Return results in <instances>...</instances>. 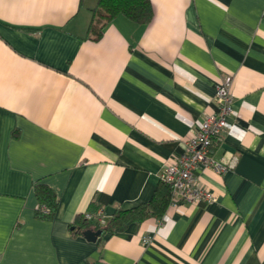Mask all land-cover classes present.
<instances>
[{"label":"crops","instance_id":"obj_1","mask_svg":"<svg viewBox=\"0 0 264 264\" xmlns=\"http://www.w3.org/2000/svg\"><path fill=\"white\" fill-rule=\"evenodd\" d=\"M151 1L148 23L118 14L94 40L97 0H0V264H264V0ZM229 76L235 115L212 147L229 167L197 172L216 200L74 231L92 203L149 200Z\"/></svg>","mask_w":264,"mask_h":264},{"label":"trees","instance_id":"obj_2","mask_svg":"<svg viewBox=\"0 0 264 264\" xmlns=\"http://www.w3.org/2000/svg\"><path fill=\"white\" fill-rule=\"evenodd\" d=\"M122 14L127 18L141 24L148 23L153 17V5L151 0H97L92 8V15L88 27L87 37L98 40L102 37L104 28L115 16ZM34 190L38 198L36 215L40 218H51L55 215L60 199L57 192L46 182L38 181L34 184ZM171 185L160 180L152 197L144 202L129 208H118L112 214H106L103 208L92 203L87 212L92 214L87 218L85 213L78 214L73 224L74 231L92 229L100 230V236L107 233L114 234L126 229L132 223H141L151 217L161 218L167 207L171 204ZM105 214V222L102 223L98 210Z\"/></svg>","mask_w":264,"mask_h":264},{"label":"built area","instance_id":"obj_3","mask_svg":"<svg viewBox=\"0 0 264 264\" xmlns=\"http://www.w3.org/2000/svg\"><path fill=\"white\" fill-rule=\"evenodd\" d=\"M230 84V76L219 84L216 95L220 110L206 114L197 126L190 129L185 150L177 154L174 163L168 164L160 174V179L171 185V204L199 201L210 203L216 200L215 193L198 181L197 172L204 169L223 172L229 167L213 157L212 147L216 139L232 124L230 118L235 115ZM233 164L234 161L230 166ZM98 214L104 223V211L99 209ZM85 215L87 218L92 217L89 212ZM143 241L149 243L152 240L150 236H143Z\"/></svg>","mask_w":264,"mask_h":264},{"label":"water","instance_id":"obj_4","mask_svg":"<svg viewBox=\"0 0 264 264\" xmlns=\"http://www.w3.org/2000/svg\"><path fill=\"white\" fill-rule=\"evenodd\" d=\"M84 236L90 241H96L101 234L100 230L94 231L92 229H86L83 232Z\"/></svg>","mask_w":264,"mask_h":264}]
</instances>
